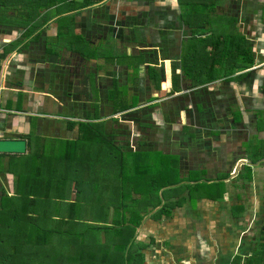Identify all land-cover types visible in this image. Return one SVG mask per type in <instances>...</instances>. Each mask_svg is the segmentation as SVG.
Returning <instances> with one entry per match:
<instances>
[{"label": "crops", "instance_id": "0c3cea01", "mask_svg": "<svg viewBox=\"0 0 264 264\" xmlns=\"http://www.w3.org/2000/svg\"><path fill=\"white\" fill-rule=\"evenodd\" d=\"M77 2L43 9L27 27L20 22L27 11L0 8V137L26 140L24 153H0V160L40 156L43 138L87 147L100 133L108 141L103 129L110 131L108 124L120 123L130 111L140 124L129 122L127 138L134 145L128 140V150L157 151L158 142L164 154L179 156L180 171L187 174L183 183H196L186 170L198 171V181L215 187L204 191L194 184L193 199L187 186L180 194L169 189L163 201L174 204L135 223L133 251H80L72 258L264 264V0H89L84 7ZM238 35L249 41L254 64L227 74L220 60L218 76L194 83L186 72L199 65L204 50L221 37L230 42ZM64 65L81 66V74L67 73ZM118 100L129 108L117 109ZM153 116L164 120L163 128L149 124ZM19 177L0 171V193L7 180L16 192ZM137 190L130 192L141 201ZM159 204L146 208L158 211ZM119 239L127 240L116 236L114 245Z\"/></svg>", "mask_w": 264, "mask_h": 264}, {"label": "rangeland", "instance_id": "374dc122", "mask_svg": "<svg viewBox=\"0 0 264 264\" xmlns=\"http://www.w3.org/2000/svg\"><path fill=\"white\" fill-rule=\"evenodd\" d=\"M62 69L66 70L67 73L78 70V72H74V74L79 75L82 70L81 66L75 65L71 67L64 65ZM89 78L91 79V77ZM122 95L124 97L126 95L124 89L122 90ZM92 105L98 113V103H93ZM126 114L127 115L124 117L121 116V122L129 118V114ZM97 115L100 117L102 116L99 113ZM115 121H113L112 126L108 124L110 131L103 129L104 137L108 139V141H99L98 138L95 137L92 139L93 142L89 143L87 147L82 142H75V140L69 144L70 149H72V145H74V150L77 152L83 153L86 151L88 153L87 158H90V168H93V171L88 170L86 172V170H82L81 173L71 172L70 174H75V176L69 177V180H65L62 186L60 185L61 178L57 179V177L53 180V185H51V183L48 182L50 178L46 172L40 173L41 175L34 180L35 176L32 173L37 169V165H39L41 159L34 160L35 157L32 153L29 154L28 157L18 155L17 158H11L10 163L9 161L0 160L1 173L13 171L17 177L20 176L19 180L21 187L16 188V193L21 195H38V197H40L39 199L48 202L47 207H41L47 210V215L38 219V230L40 231L42 229L46 233V231L50 229H55L56 232L48 236L45 240L47 244L44 246L42 243L38 251H44V255L47 252L51 264H60V262L61 264H86L85 261H80V259H72L73 255L80 252V246H85L81 251L85 253L89 251V254L112 252L116 250L126 251L127 249L133 251L135 248L131 239L133 234L129 237L126 233L130 224L137 223L136 220L139 221V218H144L147 213L151 214L156 212V215L162 211L165 212V207L174 204L170 203V201H165V203L163 201V198L167 197L169 189L171 192L173 191V193L180 194L187 186L186 190L190 191L189 196L193 199L195 196L194 184H196V187L198 186L199 190L204 191H213L215 187L214 184H206L203 180L198 181V178H202L201 173L198 171L186 170V173L189 172L188 178L194 177L193 179L196 183H189L192 185L183 183L182 180L187 179V174H185L184 170L180 171L179 156L164 154L161 150L164 149V147L158 142L153 144V146L159 148L157 151L155 149L128 150V143H130L128 140H131V144H133L132 138H127L129 134H127V132L130 130L128 128L129 124H123L125 125L123 126L120 124L121 122L119 123L118 119ZM99 123L101 125L103 124L102 122ZM101 130L102 129L99 128V131ZM122 130L126 133H123ZM116 133L118 135H116ZM65 143L66 140L60 141L57 138H43L41 141L42 147L40 154H42L44 158H48L50 155L58 156L59 151L63 150L64 146H67ZM134 148L139 149V145L134 146ZM24 161H26L28 165L25 166L24 170L21 169L19 171L18 168L22 166ZM55 163L58 165L54 166L56 169L54 174L60 176V174H63L65 171V164L59 165L57 161H55ZM68 165L72 166L73 163H68ZM120 167L123 168L124 175L137 173L134 170H142L146 175V180L144 181H152V184L146 186L145 183L147 182H144L138 188V190L141 191L139 194L141 201L136 200L134 203L130 201L133 197L137 198V196L130 192L132 189L129 187L130 182H125L124 176L119 174L121 172ZM149 169L151 170L149 171ZM12 189L10 181L7 180L3 193L13 195L14 190ZM127 191L129 195H127ZM123 193H126V195H122ZM67 201H71L73 204H69ZM156 201H158L157 204L160 203V209L158 211H150V209L146 208L156 205ZM67 205L70 206L67 207ZM151 215L153 216L154 214ZM134 218L135 220H132ZM93 225H107L110 227H108L109 229L106 231L103 230L104 228L96 230L93 229ZM25 227L27 228V226ZM29 227H31V225ZM114 229L124 231L126 234L124 238L129 239L127 244H124V241L119 239V241H117L119 244L114 245V237H111ZM40 232L42 233V231ZM117 245H119L118 247L120 249L115 248ZM80 254L84 255L82 253Z\"/></svg>", "mask_w": 264, "mask_h": 264}, {"label": "trees", "instance_id": "16d2710c", "mask_svg": "<svg viewBox=\"0 0 264 264\" xmlns=\"http://www.w3.org/2000/svg\"><path fill=\"white\" fill-rule=\"evenodd\" d=\"M61 1L63 2L64 0H0V8L6 9L10 7L17 11H21L22 9L27 11L26 15L22 13L23 16H20L23 18L20 19V22L22 23L23 21V26L27 27L26 24L28 21L36 17L39 14V11L48 9L55 4H60ZM77 4L79 7H84L89 4V0H81V2H77ZM28 28L29 31H27L26 34H30L33 30V27ZM229 39L223 40L221 37V39L212 45L210 50H204V57L203 60L202 58L199 60V65H193L188 71L186 67L183 66L184 71H187L186 73L190 77L193 76V79H195L194 83L212 81L216 76H218L217 65L219 64L220 60H223V63L225 62V73L227 74L232 73L235 69L240 70L248 68L254 64L255 55L249 41L239 35L232 37L230 42L228 41ZM149 72L150 76L154 79V83L159 86L157 83V74H155L156 72L154 67H150ZM164 86L165 84H163V87ZM117 103H119L117 106V109L119 110H125L129 108L127 104L122 103L120 100H118ZM85 135V132L82 130L81 140H84ZM93 136L94 138L96 137L99 141H101L100 137H102V135L100 133L94 134ZM74 149V145H72V149H70L69 145L64 146V149L59 151L58 156L50 155L48 158H44L42 154L40 156L32 154L35 157L34 160L42 157L40 158V164L37 165V169L32 173L35 176L34 180L39 175H41L40 173L46 172L50 178L48 179V182H50L51 185H53L52 182L54 179H56V177L57 179L61 178L60 184L63 185L65 180H69V174L71 172H76L75 169L82 171L86 170L87 167L90 168V158H87L86 152L77 154L74 153ZM55 161H57L59 165L63 163L65 164V162L66 164L73 163V165H67V168H65L63 174H60L59 176L54 174L56 170L54 166L58 165L55 163ZM150 170L151 169H149V171ZM120 171L121 172L119 174L124 176L125 182H130V188H136L137 190L144 182H147L145 183L146 186L148 184H152L151 180L144 181L146 180V175L142 170H134L137 173H130V175H124L122 167H120ZM122 195H126V193H123ZM127 195H129V192ZM39 198L40 197H38V195H21L16 192H14L13 195H8L7 193L2 192L0 195V264H51L48 253L46 252L44 255V251L40 252L38 250L42 243L44 246L47 244V241L45 240L49 235L54 234L56 230L50 229L46 231V233L42 229L40 230L42 233L38 230V219L44 215H47V210L42 209L41 207L48 206V202ZM130 201H133V203L135 202L133 198ZM157 202L158 201H156V203ZM67 203L73 204L71 201H67ZM68 206L70 205H67V207ZM132 220H135V218ZM136 222L138 221L136 220ZM30 225L31 227H29ZM134 225L135 224H130L128 230L126 231L129 237H131L134 232ZM25 226H27V228ZM108 227L110 226L93 225V229L96 230H101L104 228L103 230L106 231L109 229ZM123 234L125 237L126 234L120 229H114L112 231L113 237L120 235L123 236ZM127 240L124 242V244H127ZM118 246L119 245H117L115 248L118 249ZM83 248H85V246H80L79 250L81 251ZM81 258L80 261H85L86 264H106L103 262L102 258H86V260L84 257Z\"/></svg>", "mask_w": 264, "mask_h": 264}, {"label": "water", "instance_id": "95a60500", "mask_svg": "<svg viewBox=\"0 0 264 264\" xmlns=\"http://www.w3.org/2000/svg\"><path fill=\"white\" fill-rule=\"evenodd\" d=\"M26 140L22 138H2L0 137V153H24Z\"/></svg>", "mask_w": 264, "mask_h": 264}, {"label": "flooded vegetation", "instance_id": "af4514ba", "mask_svg": "<svg viewBox=\"0 0 264 264\" xmlns=\"http://www.w3.org/2000/svg\"><path fill=\"white\" fill-rule=\"evenodd\" d=\"M69 64V63H68ZM70 67H71V65H69ZM76 71L77 70H75V73H76ZM75 75V74H74ZM73 75V76H74ZM166 85V84H165ZM165 87V86H164ZM133 112V111H132ZM131 112V113H132ZM126 113H128V114H130V111H124L122 114H124V115H121V116H126L127 114ZM100 114V113H99ZM130 118H128L127 120L125 119V120H123V122H126V123H128V124H130L129 122H135L137 125H139L140 124V119H139V117L138 116H136V115H134V116H129ZM98 118H100V116H98ZM152 119L151 120H149V124H151V125H155V126H159L160 128H163V121L164 120H161L158 116H153V117H151ZM161 130V129H160Z\"/></svg>", "mask_w": 264, "mask_h": 264}]
</instances>
